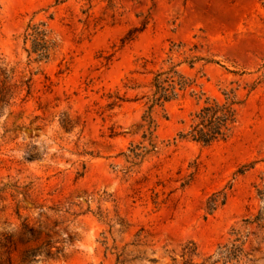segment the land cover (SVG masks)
Instances as JSON below:
<instances>
[{"label":"rangeland","instance_id":"1","mask_svg":"<svg viewBox=\"0 0 264 264\" xmlns=\"http://www.w3.org/2000/svg\"><path fill=\"white\" fill-rule=\"evenodd\" d=\"M39 23L47 58L24 43ZM170 64L190 85L152 105L153 72ZM1 84L0 242L9 238L11 264L39 244L19 240L25 224L56 221L62 241L61 255L32 264H116L138 237L148 258L188 242L213 254L264 215V0H0ZM228 91L239 102L229 138L179 137L205 99ZM218 192L225 202L211 211Z\"/></svg>","mask_w":264,"mask_h":264},{"label":"trees","instance_id":"2","mask_svg":"<svg viewBox=\"0 0 264 264\" xmlns=\"http://www.w3.org/2000/svg\"><path fill=\"white\" fill-rule=\"evenodd\" d=\"M26 31L24 43L29 42L28 51L36 53L40 58H47L50 41L43 24L28 25ZM190 63L192 66V61ZM189 85L190 83L178 71L177 64H170L166 69L161 67L153 72L150 101L152 105H160L176 99ZM6 93L7 89L4 84H1V103L7 101ZM222 95V99H205L203 105L192 114L188 128L185 132H180L179 137L204 145L229 138L236 124L239 102L235 99L233 91L223 92ZM261 161L264 163V157ZM225 199L226 193H213L208 201L209 209L211 211L216 209L218 205L224 204ZM262 213L244 219V233L241 234L239 230L233 228L230 234L234 237L224 244H219L213 254L201 257L196 245L188 242L177 248L166 249V258L163 260L148 258L146 256L148 245L143 237H138L136 241L125 244L119 250L116 254V264L139 263L141 260H146L149 264H254L259 260L255 255L262 254L261 247H264V215ZM57 223L54 221L52 226L45 225L42 230H37L28 224L23 225V236L19 240L23 241L25 238V243L39 241V244L25 249L19 259V264H32L37 254H41L44 258L61 255L62 241L59 238L54 239L59 235L55 228ZM250 238L255 242V247L248 248ZM9 241V238H5V241L0 242V264H11L10 251H8ZM130 246L131 249H129ZM129 254L134 255L133 258L128 259L126 255ZM4 255L6 259L3 260ZM197 258L200 260H195Z\"/></svg>","mask_w":264,"mask_h":264}]
</instances>
